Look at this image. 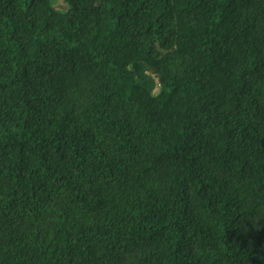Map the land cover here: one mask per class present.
<instances>
[{
	"label": "trees",
	"instance_id": "obj_1",
	"mask_svg": "<svg viewBox=\"0 0 264 264\" xmlns=\"http://www.w3.org/2000/svg\"><path fill=\"white\" fill-rule=\"evenodd\" d=\"M0 264H264V0H0Z\"/></svg>",
	"mask_w": 264,
	"mask_h": 264
}]
</instances>
